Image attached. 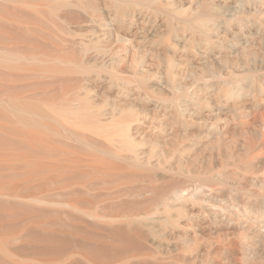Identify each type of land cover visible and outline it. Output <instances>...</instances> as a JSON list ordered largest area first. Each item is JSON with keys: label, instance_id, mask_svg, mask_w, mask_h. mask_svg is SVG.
I'll return each instance as SVG.
<instances>
[{"label": "rangeland", "instance_id": "1", "mask_svg": "<svg viewBox=\"0 0 264 264\" xmlns=\"http://www.w3.org/2000/svg\"><path fill=\"white\" fill-rule=\"evenodd\" d=\"M259 26L264 0H0V264H264ZM75 101L134 148L65 140Z\"/></svg>", "mask_w": 264, "mask_h": 264}, {"label": "bare ground", "instance_id": "2", "mask_svg": "<svg viewBox=\"0 0 264 264\" xmlns=\"http://www.w3.org/2000/svg\"><path fill=\"white\" fill-rule=\"evenodd\" d=\"M217 15H219V12L215 11ZM259 35L264 34V28L259 26L258 28ZM127 56L126 53L119 50L118 51V57L119 59H125ZM63 62V61H61ZM64 64V63H62ZM136 70V69H134ZM215 78V77H214ZM76 103V104H75ZM64 104V106L60 107L59 111L56 112L55 117L49 116L52 120L56 121L59 126L61 127V136L65 140L73 141V142H82L84 144H87L90 146V132H92L95 135H102L104 136L109 142L112 144H120L121 147L125 149H131L134 148V143L129 140L130 135V122H127L123 118H111L109 125H102L99 121H94L92 119L90 109L84 107V105H79L77 102H70ZM102 113V112H99ZM39 118L42 119L45 118L43 115L38 114ZM36 116V117H37ZM115 131H117L118 135L120 136V139L113 138L115 135ZM131 139V138H130ZM255 181H258L260 183H264V175L255 177ZM198 192L200 190V187L195 188ZM193 195V194H192ZM198 196H192L191 198L197 199ZM178 200L181 202L188 200L189 196H185L183 194L177 195ZM200 199V198H199ZM264 215V212L263 214ZM252 217V216H251ZM247 218V219H245ZM250 220V215L247 213L244 217L243 223L246 225L247 231L253 236L252 238L254 241L257 242L259 246L262 247L264 252V232L261 229H258L254 226L253 222L247 221Z\"/></svg>", "mask_w": 264, "mask_h": 264}]
</instances>
